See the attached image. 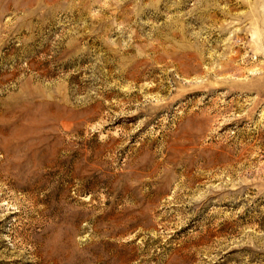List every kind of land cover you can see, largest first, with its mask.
I'll list each match as a JSON object with an SVG mask.
<instances>
[{
    "label": "rangeland",
    "instance_id": "obj_1",
    "mask_svg": "<svg viewBox=\"0 0 264 264\" xmlns=\"http://www.w3.org/2000/svg\"><path fill=\"white\" fill-rule=\"evenodd\" d=\"M0 264H264V0H0Z\"/></svg>",
    "mask_w": 264,
    "mask_h": 264
}]
</instances>
